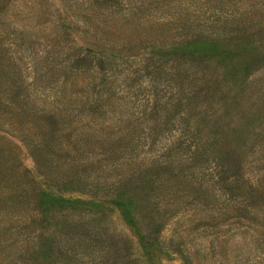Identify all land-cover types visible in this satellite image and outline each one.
I'll use <instances>...</instances> for the list:
<instances>
[{
    "label": "rangeland",
    "instance_id": "374dc122",
    "mask_svg": "<svg viewBox=\"0 0 264 264\" xmlns=\"http://www.w3.org/2000/svg\"><path fill=\"white\" fill-rule=\"evenodd\" d=\"M0 264H264V0H0Z\"/></svg>",
    "mask_w": 264,
    "mask_h": 264
},
{
    "label": "trees",
    "instance_id": "16d2710c",
    "mask_svg": "<svg viewBox=\"0 0 264 264\" xmlns=\"http://www.w3.org/2000/svg\"><path fill=\"white\" fill-rule=\"evenodd\" d=\"M79 51H81V49H79ZM81 104H86V105H92V104H94L95 105V103H92V102H90L89 100H85L84 99V101H81ZM94 108H100V107H98V106H94ZM102 110H104L103 109V107L101 108ZM104 111H107L108 112V110H104ZM177 140V142H176V147H179V146H181V145H183L184 144V141L182 140V137H179V138H177V139H175V141ZM185 147V146H184ZM175 149V148H174ZM110 151V150H109ZM110 153L111 154H116V151H110ZM171 153V151L169 150L168 151V153L166 154V158H168V157H170V154ZM126 155H131V154H126ZM116 156V155H115ZM192 156H195V157H197V155L196 154H192ZM133 159V158H132ZM194 159H196V158H194ZM152 160H154V161H151L152 162V164H151V167L149 168V170H152V171H157L158 170V168H157V166H156V164H155V161H157V160H155V159H152ZM168 171H169V173H171V170H170V167H168ZM174 169H175V167L173 168L172 167V171L174 172ZM172 174V173H171ZM171 174H170V179H164L162 176H160V177H158V178H153V176H154V174H152V178H151V182H152V184H153V197L154 198H156V191L158 192V188L159 187H164V186H167L168 188H170L171 186L169 185V182H170V180L172 179L171 178ZM172 175H178V174H172ZM180 176V175H179ZM127 181V180H126ZM122 185H119V187H121ZM118 187V188H119ZM54 198L57 200V201H60L61 203H63V204H67V211H68V209L71 207V204L69 203L70 202V200H65V199H63L62 197H60V196H58V197H55L54 196ZM126 202L128 203V202H131V199H130V197H128V196H126ZM69 210H72V209H69ZM93 237H100V233H98V232H96L94 235H93ZM92 237V238H93Z\"/></svg>",
    "mask_w": 264,
    "mask_h": 264
}]
</instances>
